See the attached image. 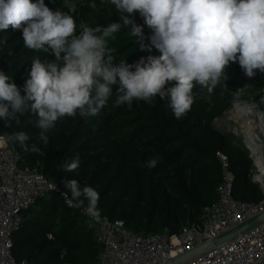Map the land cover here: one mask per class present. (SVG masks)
I'll return each mask as SVG.
<instances>
[{"label":"trees","instance_id":"trees-1","mask_svg":"<svg viewBox=\"0 0 264 264\" xmlns=\"http://www.w3.org/2000/svg\"><path fill=\"white\" fill-rule=\"evenodd\" d=\"M36 2V0H32ZM47 7L67 11L63 0H44ZM72 13L78 26H107L120 21V14L111 4L95 0L97 9L88 5L92 0H75ZM134 22L142 26L145 43L152 30L137 11ZM79 31V27H78ZM129 28H122L109 46L116 51L115 64L124 59L134 65L147 57L161 53L154 47L141 50ZM51 61V52L25 48L22 31H0V71L5 72L22 89L32 67L33 58ZM135 70L134 68L132 69ZM223 83L231 87L251 86L252 91L242 99L258 101L264 107V74L257 70L253 78L245 75L237 63L230 62ZM171 82L169 85L170 86ZM117 86H113L115 92ZM21 94L24 95L23 91ZM194 103L181 119H176L167 101L159 95L151 103L134 100L131 108L116 106L115 95L96 116L64 117L51 130L49 143L40 142L34 126L37 116L31 113L20 118V124L5 127L0 120V135L25 131L40 153L21 154L23 165L40 163V170L48 177L57 176L59 187L63 181L77 180L95 188L100 198L101 215L122 220L133 231L152 234L168 230L178 233L185 225L198 221L205 206L217 199L221 183V165L217 154H226L236 174L234 194L239 200L260 201L262 194L249 178L251 159L246 150L235 146L230 135L220 132L214 121L221 117L236 100L222 85L209 92L196 85ZM79 157L80 166L64 172L63 165ZM159 158L155 168L144 162ZM238 188V192L236 191ZM87 206V201H85ZM52 238H49V235ZM101 245L88 227L79 208H69L57 192L40 197L22 212L20 228L13 234L12 254L16 260L29 264H100Z\"/></svg>","mask_w":264,"mask_h":264},{"label":"clouds","instance_id":"clouds-1","mask_svg":"<svg viewBox=\"0 0 264 264\" xmlns=\"http://www.w3.org/2000/svg\"><path fill=\"white\" fill-rule=\"evenodd\" d=\"M111 4L120 21L105 26H78L72 13L75 0H63L67 11H55L44 0H0V31H22L25 48L51 52L54 59L33 58L29 78L22 89L0 71V120L5 127L20 124V118L37 116L36 138L47 145L48 133L64 117L96 116L115 95V105L131 108L134 100L151 103L157 94L167 101L176 119H181L194 103L196 85L212 92L227 80L226 68L237 63L253 78L264 74V0H100ZM97 9L95 0L88 5ZM139 12L152 30L145 43L143 28L134 22ZM79 27V31H78ZM122 28L136 37L139 48L161 55L141 58L134 65L124 59L114 63L116 51L109 46ZM135 69L134 71L132 69ZM171 82L170 86L169 85ZM113 86H117L113 92ZM23 91L24 95L21 94ZM25 131L0 135V143L19 144L25 153H40L35 143H27ZM159 158L146 160L152 169ZM80 166L77 156L63 165L71 173ZM67 203L100 215L99 192L77 180L63 181ZM49 188L57 191L54 183ZM85 201L87 206L85 207Z\"/></svg>","mask_w":264,"mask_h":264},{"label":"built area","instance_id":"built-area-1","mask_svg":"<svg viewBox=\"0 0 264 264\" xmlns=\"http://www.w3.org/2000/svg\"><path fill=\"white\" fill-rule=\"evenodd\" d=\"M219 85L228 89L236 100L224 112L225 118L234 124L217 125L247 151L251 159L249 178L257 185L262 199L247 202L234 197L236 174L229 157L220 152L217 157L222 179L217 199L203 208L198 221L185 225L178 233L171 234L168 230L152 234L133 232L122 220H111L101 214L93 218L79 208L101 245L100 264H167L264 214V107L258 101L242 99L252 91L251 86L231 87L223 82ZM235 109L239 113L231 115ZM215 121L219 123L218 118ZM21 161L14 144L0 143V264H29L13 256V234L21 226L22 212L40 197L57 192L69 208H76L67 203L57 176H46L40 170V163L22 166ZM51 183L57 186V191L49 188ZM187 264H264V221Z\"/></svg>","mask_w":264,"mask_h":264},{"label":"water","instance_id":"water-1","mask_svg":"<svg viewBox=\"0 0 264 264\" xmlns=\"http://www.w3.org/2000/svg\"><path fill=\"white\" fill-rule=\"evenodd\" d=\"M262 221H264V214L258 216L252 222L244 224L238 230L232 231L227 235H224L222 237L211 240V241H209V242H207V243H205V244H203V245H201V246H199V247H197V248H195V249H193V250H191V251H189L183 255L178 256L175 259H172L167 264H187L190 261L198 258L199 256L211 251L215 247L225 243L226 241L233 239L238 234H241V233H244V232L250 230L251 228H253L256 225H258L259 223H261Z\"/></svg>","mask_w":264,"mask_h":264},{"label":"rangeland","instance_id":"rangeland-1","mask_svg":"<svg viewBox=\"0 0 264 264\" xmlns=\"http://www.w3.org/2000/svg\"><path fill=\"white\" fill-rule=\"evenodd\" d=\"M226 117V115H222L221 117H219L218 118V121H219V123L217 122V121H214V123L213 124H215L214 126H215V128L217 129H219L220 127L217 125V124H227V123H229V122H231V124H234V121H228V119H226L225 118ZM220 130V129H219ZM224 134H226V133H224ZM229 135V134H228ZM230 137H231V139H232V142H233V144L235 145V146H238V147H240V148H244L243 146H242V144L237 140V139H235L233 136H231L230 135ZM22 166H23V164H22ZM237 192H238V188H237V190H236ZM234 197L236 198V199H238L236 196H235V194H234Z\"/></svg>","mask_w":264,"mask_h":264},{"label":"bare ground","instance_id":"bare-ground-1","mask_svg":"<svg viewBox=\"0 0 264 264\" xmlns=\"http://www.w3.org/2000/svg\"><path fill=\"white\" fill-rule=\"evenodd\" d=\"M238 113H239V111L237 109H235V110H232L230 114L233 115V114H238Z\"/></svg>","mask_w":264,"mask_h":264},{"label":"crops","instance_id":"crops-1","mask_svg":"<svg viewBox=\"0 0 264 264\" xmlns=\"http://www.w3.org/2000/svg\"><path fill=\"white\" fill-rule=\"evenodd\" d=\"M215 125V124H214ZM218 129V128H217ZM219 130V129H218ZM220 131V130H219ZM221 132V131H220Z\"/></svg>","mask_w":264,"mask_h":264}]
</instances>
